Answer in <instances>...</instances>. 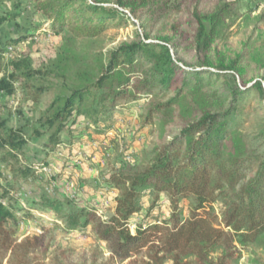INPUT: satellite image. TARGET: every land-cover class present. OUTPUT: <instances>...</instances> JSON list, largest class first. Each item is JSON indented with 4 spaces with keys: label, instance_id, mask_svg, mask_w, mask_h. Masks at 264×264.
<instances>
[{
    "label": "trees",
    "instance_id": "16d2710c",
    "mask_svg": "<svg viewBox=\"0 0 264 264\" xmlns=\"http://www.w3.org/2000/svg\"><path fill=\"white\" fill-rule=\"evenodd\" d=\"M244 1L0 0V27L29 9L35 31L7 45L42 32L61 37L55 57L38 65L25 53L5 63L0 46V94L20 91L35 108L43 95L52 98L40 118L51 132L47 149L63 145L64 133L68 148L89 133L104 137L117 116H132L141 103L142 128L170 129L139 166L102 175L106 190L118 192L109 214L67 209L59 198L37 205L58 216L53 226L92 236L97 249L88 264H239L240 246L264 239V76L249 78L247 63L263 65L264 48L251 38L240 51L230 46ZM129 26L127 41L104 46L109 31ZM22 138L0 116V154L12 166ZM14 173L26 178L35 170L22 165ZM3 199L0 264L71 263L65 251L47 257L51 228L34 210H13ZM31 221L45 233L19 241L13 226Z\"/></svg>",
    "mask_w": 264,
    "mask_h": 264
},
{
    "label": "rangeland",
    "instance_id": "374dc122",
    "mask_svg": "<svg viewBox=\"0 0 264 264\" xmlns=\"http://www.w3.org/2000/svg\"><path fill=\"white\" fill-rule=\"evenodd\" d=\"M263 6L264 0H256V3H250L249 0L242 2L243 18L232 28L235 35L230 41L231 47L240 51L251 38L249 42L258 49L264 48V22H258ZM21 11L23 13L17 21L0 27V46L5 49L3 55L5 63L11 62L21 53L34 57L37 65L54 58L61 37L53 34L42 32L33 41L21 43L17 48L7 45L9 40L35 33L31 25L30 10ZM133 30L134 27L129 26L109 31L103 41L104 46L112 47L127 41L132 36ZM225 48L220 45L218 50L224 51ZM247 63L251 66L249 78L264 76V62L263 65L251 60ZM250 98H254V95ZM51 100V96L45 94L39 106L35 108L33 103L22 100L20 91L12 96L0 94V116L6 121L8 128L22 130L24 140V145L20 149L21 156L14 162L15 166L4 161L3 155L0 154V198H4L3 202L13 210L31 208L35 211L37 220L51 228L50 232L45 233L38 228L36 221L23 223L20 226L14 225L19 241L28 237L43 236L45 233L44 246L48 249L47 257L62 255L65 251L64 256L71 262L70 264H88L92 252L97 249L92 236L80 232L69 234L62 227L53 226V222H50L52 220H57L59 222L57 224H60L58 216L38 208L37 205L44 199L59 198L67 209L73 204L77 205V208L89 205L101 213L105 211L109 214L118 192L106 190L102 175L111 167L133 169L139 166L144 154L149 152L159 140L167 138L170 129H165L163 132L155 126L142 128L139 116L144 112L145 103H141L135 107L132 116H117L112 123V129L104 137L89 133L68 148V137L64 133L63 145L56 150H49L45 147V142L51 132L45 133L46 127L40 118ZM38 132L45 135L38 136ZM22 165H33L34 175L26 178L15 176L14 171ZM151 201L152 196L147 195L146 203L149 204ZM216 208L219 209V206L217 205ZM164 209L166 210V205ZM139 222V216L133 217L130 221L129 228L132 232ZM240 249L242 254L239 264H264V239L247 247L240 246ZM43 250L44 247L39 257L45 255Z\"/></svg>",
    "mask_w": 264,
    "mask_h": 264
}]
</instances>
